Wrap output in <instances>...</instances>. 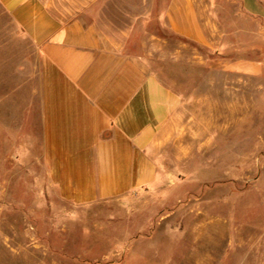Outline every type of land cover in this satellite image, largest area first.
Listing matches in <instances>:
<instances>
[{"label":"rangeland","instance_id":"1","mask_svg":"<svg viewBox=\"0 0 264 264\" xmlns=\"http://www.w3.org/2000/svg\"><path fill=\"white\" fill-rule=\"evenodd\" d=\"M216 43L168 34L151 68L184 99L160 179L130 199L73 205L42 157L40 56L0 3V264H264V23L210 0ZM225 44V45H224Z\"/></svg>","mask_w":264,"mask_h":264},{"label":"crops","instance_id":"2","mask_svg":"<svg viewBox=\"0 0 264 264\" xmlns=\"http://www.w3.org/2000/svg\"><path fill=\"white\" fill-rule=\"evenodd\" d=\"M264 23V0H236ZM40 56L42 157L59 199H130L160 179L184 99L151 68L168 34L216 43L210 0H0ZM225 45V44H224ZM225 73H264L231 59Z\"/></svg>","mask_w":264,"mask_h":264}]
</instances>
